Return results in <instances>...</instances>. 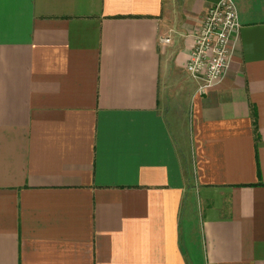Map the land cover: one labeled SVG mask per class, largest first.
I'll return each instance as SVG.
<instances>
[{
    "label": "crops",
    "instance_id": "crops-1",
    "mask_svg": "<svg viewBox=\"0 0 264 264\" xmlns=\"http://www.w3.org/2000/svg\"><path fill=\"white\" fill-rule=\"evenodd\" d=\"M219 1L0 0V264H264V0L184 70Z\"/></svg>",
    "mask_w": 264,
    "mask_h": 264
},
{
    "label": "built area",
    "instance_id": "built-area-1",
    "mask_svg": "<svg viewBox=\"0 0 264 264\" xmlns=\"http://www.w3.org/2000/svg\"><path fill=\"white\" fill-rule=\"evenodd\" d=\"M240 24L232 0L210 6L192 35V46L184 65L188 75L199 82L198 91L220 85L225 79L239 39ZM167 44L169 39H161Z\"/></svg>",
    "mask_w": 264,
    "mask_h": 264
},
{
    "label": "trees",
    "instance_id": "trees-1",
    "mask_svg": "<svg viewBox=\"0 0 264 264\" xmlns=\"http://www.w3.org/2000/svg\"><path fill=\"white\" fill-rule=\"evenodd\" d=\"M254 132H255V134H256V132H257V130H256V124H255V121H254ZM255 140H258V136L256 135V139Z\"/></svg>",
    "mask_w": 264,
    "mask_h": 264
}]
</instances>
